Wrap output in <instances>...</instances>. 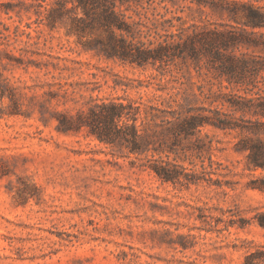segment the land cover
Masks as SVG:
<instances>
[{
    "label": "rangeland",
    "instance_id": "rangeland-1",
    "mask_svg": "<svg viewBox=\"0 0 264 264\" xmlns=\"http://www.w3.org/2000/svg\"><path fill=\"white\" fill-rule=\"evenodd\" d=\"M204 1L131 0L119 7H129L150 38L155 30L175 32L180 21L201 23L206 12L215 23H233L209 13ZM35 18L33 9L0 11L10 34L0 49L16 57L0 63V264H244L247 254L264 251L257 223L264 170L252 167L242 148L243 139L255 138L246 127L264 122L255 107L264 70L254 86V79L230 84L190 59L166 67L122 63L84 50L67 26L50 29ZM177 90L196 109L219 108L235 126L206 124L176 146H184L177 161L198 175L195 182H163L138 166L144 157L121 156L86 129L56 128L59 114L75 116L96 98L147 100ZM199 138L214 161L204 176L192 150Z\"/></svg>",
    "mask_w": 264,
    "mask_h": 264
},
{
    "label": "trees",
    "instance_id": "trees-1",
    "mask_svg": "<svg viewBox=\"0 0 264 264\" xmlns=\"http://www.w3.org/2000/svg\"><path fill=\"white\" fill-rule=\"evenodd\" d=\"M131 0H12L0 1V11L5 14L22 10H34L35 22L54 29L58 25L68 27V33L75 34L84 50L106 59L122 63L157 67L168 66L175 58L190 59L201 69L205 66L217 77H224L228 83L252 81L258 72L264 70V0H210L204 1L209 13L226 17L233 23L218 24L207 18L201 23L180 21L176 31L160 33L150 38V28L144 32L141 21H135L119 5ZM256 2V3H255ZM68 3L70 5L68 6ZM181 17H177L180 20ZM155 25V24H153ZM169 26H175L169 21ZM30 27L29 23H26ZM155 27H157L155 25ZM19 25H15L18 36ZM9 27L0 21V45L2 39L10 37ZM29 35V32H27ZM88 36L87 41H80ZM3 58H16L5 47L0 49V63ZM255 104L264 114V94L260 93ZM155 100V102H153ZM257 110L255 112L257 113ZM204 111L210 112L205 114ZM219 108L190 106V99H184V91L167 92L166 96L154 94L152 99L116 100L97 99L86 110H79L75 116L59 114L57 130L69 133L86 129L88 135L98 141L117 148L121 156L134 154L144 157L138 164L144 170L153 172L161 181L171 183L195 182L198 175L185 172L177 161L179 153L184 156V146L177 148L184 138L190 137L201 127L211 124L225 130L230 125ZM255 135L243 139L242 148L248 151V163L264 170V122L257 121L253 127H246ZM195 156L200 159L202 176L212 172L214 161L211 155L205 157L210 145L197 139ZM174 156L170 160L169 154ZM155 154L158 156L155 157ZM164 155V157L162 156ZM207 158L208 164L204 165ZM133 162V161H132ZM209 167V169L207 168ZM196 178V179H195ZM257 188L264 191V176ZM257 223L264 227V210L257 213ZM244 264H264V251L255 250L245 256Z\"/></svg>",
    "mask_w": 264,
    "mask_h": 264
}]
</instances>
